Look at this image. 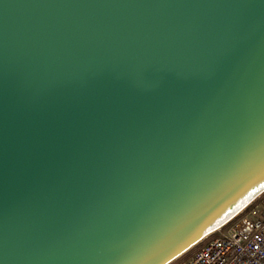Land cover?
I'll return each instance as SVG.
<instances>
[{
  "label": "water",
  "instance_id": "1",
  "mask_svg": "<svg viewBox=\"0 0 264 264\" xmlns=\"http://www.w3.org/2000/svg\"><path fill=\"white\" fill-rule=\"evenodd\" d=\"M264 192V0H0V264H170Z\"/></svg>",
  "mask_w": 264,
  "mask_h": 264
},
{
  "label": "built area",
  "instance_id": "2",
  "mask_svg": "<svg viewBox=\"0 0 264 264\" xmlns=\"http://www.w3.org/2000/svg\"><path fill=\"white\" fill-rule=\"evenodd\" d=\"M181 257L180 264H264V192Z\"/></svg>",
  "mask_w": 264,
  "mask_h": 264
},
{
  "label": "rangeland",
  "instance_id": "3",
  "mask_svg": "<svg viewBox=\"0 0 264 264\" xmlns=\"http://www.w3.org/2000/svg\"><path fill=\"white\" fill-rule=\"evenodd\" d=\"M183 257H178L177 259H175L174 261H172L170 264H180V262L182 261Z\"/></svg>",
  "mask_w": 264,
  "mask_h": 264
}]
</instances>
